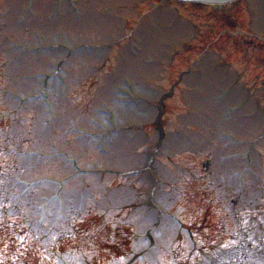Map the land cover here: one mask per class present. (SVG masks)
Wrapping results in <instances>:
<instances>
[{
    "label": "rangeland",
    "instance_id": "rangeland-1",
    "mask_svg": "<svg viewBox=\"0 0 264 264\" xmlns=\"http://www.w3.org/2000/svg\"><path fill=\"white\" fill-rule=\"evenodd\" d=\"M0 264H264V0H0Z\"/></svg>",
    "mask_w": 264,
    "mask_h": 264
},
{
    "label": "water",
    "instance_id": "water-1",
    "mask_svg": "<svg viewBox=\"0 0 264 264\" xmlns=\"http://www.w3.org/2000/svg\"><path fill=\"white\" fill-rule=\"evenodd\" d=\"M198 1H204V2H207V3H222V2H230V1H233V0H198Z\"/></svg>",
    "mask_w": 264,
    "mask_h": 264
}]
</instances>
